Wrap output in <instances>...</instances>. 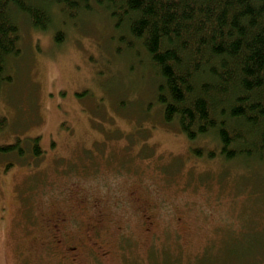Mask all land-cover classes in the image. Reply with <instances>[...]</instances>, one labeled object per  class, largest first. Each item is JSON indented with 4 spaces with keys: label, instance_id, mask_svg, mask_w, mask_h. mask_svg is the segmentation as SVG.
<instances>
[{
    "label": "rangeland",
    "instance_id": "374dc122",
    "mask_svg": "<svg viewBox=\"0 0 264 264\" xmlns=\"http://www.w3.org/2000/svg\"><path fill=\"white\" fill-rule=\"evenodd\" d=\"M94 10L62 43L21 22L0 146L25 156L0 155V264H72L32 247L55 216L63 246L86 244L74 264H264V165L194 156L213 140L162 122L150 68Z\"/></svg>",
    "mask_w": 264,
    "mask_h": 264
},
{
    "label": "trees",
    "instance_id": "16d2710c",
    "mask_svg": "<svg viewBox=\"0 0 264 264\" xmlns=\"http://www.w3.org/2000/svg\"><path fill=\"white\" fill-rule=\"evenodd\" d=\"M96 7L122 31L116 54L150 68L162 122L191 143L213 140L194 156L264 165V0H0V94L22 56V20L62 43L58 29ZM12 154L24 158L19 142L0 146ZM31 154L43 155L38 140Z\"/></svg>",
    "mask_w": 264,
    "mask_h": 264
},
{
    "label": "flooded vegetation",
    "instance_id": "af4514ba",
    "mask_svg": "<svg viewBox=\"0 0 264 264\" xmlns=\"http://www.w3.org/2000/svg\"><path fill=\"white\" fill-rule=\"evenodd\" d=\"M51 228V232L54 229V232L51 233V240L52 242H48L47 240H42L40 237H36L34 239V243L32 247L38 249L40 252H45V250H48L49 253L52 255L54 254L56 258L62 259V257L65 259H68L70 263L74 264L77 263L79 254L81 253V250L86 246L84 243V240H78L72 247L63 246L62 239L59 235L60 233V223L57 222V216H55L53 219L48 220L47 222ZM95 229L93 228L90 232H94ZM94 235H87V241L91 242L94 240ZM62 245V247H61ZM70 255V256H69Z\"/></svg>",
    "mask_w": 264,
    "mask_h": 264
}]
</instances>
